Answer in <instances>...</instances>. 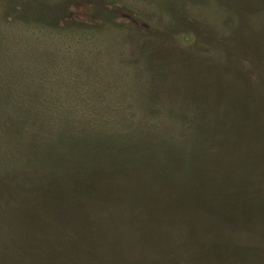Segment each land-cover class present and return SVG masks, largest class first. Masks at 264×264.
<instances>
[{"label": "rangeland", "instance_id": "1", "mask_svg": "<svg viewBox=\"0 0 264 264\" xmlns=\"http://www.w3.org/2000/svg\"><path fill=\"white\" fill-rule=\"evenodd\" d=\"M1 205L0 264H264V0H0Z\"/></svg>", "mask_w": 264, "mask_h": 264}, {"label": "trees", "instance_id": "2", "mask_svg": "<svg viewBox=\"0 0 264 264\" xmlns=\"http://www.w3.org/2000/svg\"><path fill=\"white\" fill-rule=\"evenodd\" d=\"M60 141H64V140L60 139ZM46 150L47 148L40 149L42 153H45ZM87 151L88 149H86L84 145H82L81 147H78V145H74L73 147H66V148L60 147L58 150L55 149L53 150V152L49 153L48 156L44 158V160L45 161L47 160L48 162H52L50 164H54L52 169H56L60 171L59 168L62 167L63 162L66 159H70L75 162L74 165L71 162H69L71 164V167L69 163L67 164L68 167L75 168V169H72L70 172L66 173L65 175L58 174V172L55 173L54 171H52V178L51 177L46 178V181L40 182V185H41L39 188L40 191L45 192V193L54 191L57 193V190H59V188L63 184H67L75 190H77V188H79L82 185H86L89 188H96L98 189V192L101 195L102 194L105 195V192H109V190L105 187L106 185L104 186L102 183L99 184L101 182V179L99 177L102 176L104 171L111 169V163L109 164V157H108V154H110V151H107L106 149H103L101 151L97 150L96 153H91L90 155L86 154ZM147 171L149 172V175L157 174V175H161V178L165 176L167 177L164 179L165 181L173 180L171 181V184H175L177 188L179 187L176 184L179 183L180 179L176 177L177 172L175 169L159 170L157 166L156 167L152 166V167H149ZM20 177L21 178H18L17 176L10 177L13 185L17 187L18 189L20 187H23L21 185V180H25L27 182L32 181L31 177H29L28 175L27 176L20 175ZM151 184L154 186V183H151ZM157 186L158 185H155V187ZM159 186L161 187V185ZM26 196L28 199L37 200L36 203H38L40 200L43 199V197H40L41 193L39 192V190L36 194L27 192ZM17 206H18L17 209L19 210L21 206L18 205V203H17ZM0 208L1 209L5 208V206L1 205ZM35 214L32 212V215H35ZM4 217H9V215L5 213ZM57 230L58 229L53 230L49 234L50 236H52L51 237L52 239H49V240H54L53 238L60 239V233ZM64 236H66V238L63 239V241L66 242L65 245H72L76 240L75 231H73V233H66ZM65 242H62V243H65Z\"/></svg>", "mask_w": 264, "mask_h": 264}]
</instances>
